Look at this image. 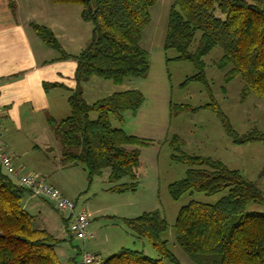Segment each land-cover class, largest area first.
Returning a JSON list of instances; mask_svg holds the SVG:
<instances>
[{
	"label": "trees",
	"instance_id": "1",
	"mask_svg": "<svg viewBox=\"0 0 264 264\" xmlns=\"http://www.w3.org/2000/svg\"><path fill=\"white\" fill-rule=\"evenodd\" d=\"M13 6V0H9ZM53 4L81 6V18L92 25L87 46L76 56L66 54L54 34L46 27L33 25L41 40L60 54L61 60L77 62L76 89L68 103L70 114L61 121H51L62 145L63 165H82L91 182L109 171V191L124 193L138 187L141 149L151 141L128 135L123 128H113V116L121 126L126 113L136 115L144 103L135 89L115 92L88 103L84 87L94 80L116 86L144 77L150 68L149 54L141 47L143 30L151 22V9L157 0H51ZM197 33L201 34L195 50ZM165 51L174 50L176 61L193 63L197 74L185 80L206 86L211 103L206 105L220 119L235 144H264V131L253 129L243 135L232 127L215 98L205 73L203 61L214 48L223 51L215 63L225 72L222 89L240 78L244 101L256 96L264 101V0H175L169 10L164 38ZM45 90L57 87L44 84ZM196 111L178 105L175 115ZM92 114H96L95 119ZM174 162L188 167L185 177L169 186L173 200L189 192L209 196L227 192L216 204L191 202L183 207L174 225L178 246L196 264H264V191L238 170L221 161L194 156L182 150L177 135L168 143ZM129 183H121L123 179ZM32 196L21 188L0 166V264H61L57 249L62 240L44 229L36 228L35 217L24 206ZM256 206L261 211H251ZM137 238L146 240L156 258L142 251L122 249L100 264H179L162 236L169 225L160 211L124 219Z\"/></svg>",
	"mask_w": 264,
	"mask_h": 264
},
{
	"label": "rangeland",
	"instance_id": "2",
	"mask_svg": "<svg viewBox=\"0 0 264 264\" xmlns=\"http://www.w3.org/2000/svg\"><path fill=\"white\" fill-rule=\"evenodd\" d=\"M174 2L175 0H157L151 9V22L143 30L140 43L148 52L150 60L149 71L144 77L127 80L121 86L97 79L86 88V99L89 102L125 89L138 90L144 96V103L136 116L130 112L126 113L123 126L118 124L113 116L111 117L113 128H123L128 134L152 143L142 151L136 191L124 193L109 191L112 185L108 182V170L89 182L82 165L57 169L56 167L61 165L59 151L63 150L57 136L54 142L51 141L53 146L55 145L53 155L49 156L44 150L38 152L40 157L45 155L50 157L49 168L39 167L31 173H40L38 174L40 177L41 174L47 176L50 184L68 193L70 199L77 202L78 209L85 208L92 214L90 228L97 235V240L86 242L85 247L92 253L100 254L101 262L122 248L142 251L147 256L156 258L157 253L153 247L146 240L133 235L124 219L160 211L169 225V230L162 236L168 241L169 250L179 264H196L176 243L174 225L177 216L180 210L191 202L214 205L226 196L227 192L213 196L189 192L178 201L172 199L169 186L183 179L188 169L187 166L171 159L172 151L168 143L175 135L183 141L182 150L185 153L221 161L228 168L238 170L264 191V144L261 142L235 144L216 113L205 108L212 100L206 86L196 82L183 85L187 78L198 72L193 63L176 61L174 60L178 56L176 51L164 50L169 10ZM78 7L82 9L81 6ZM200 37L201 34L197 33L191 51L195 50ZM222 56V49L216 47L203 59L212 96L238 134L243 135L253 129L264 131V101L256 96H250L242 101L240 93L244 83L240 78L228 84L226 91L222 89L225 72L215 66ZM178 105H188L191 109L197 110L175 115ZM68 109L70 114L69 106ZM91 116L93 119L97 117L96 114ZM29 172L28 169L24 170L22 175ZM129 182L130 180L125 178L121 183ZM250 210L261 211L256 206ZM46 211L48 222L41 216L36 217L38 211H29L35 217L36 228L47 229L56 238L65 240L57 249V257L61 264H80L83 243L65 232L64 214L48 204Z\"/></svg>",
	"mask_w": 264,
	"mask_h": 264
},
{
	"label": "crops",
	"instance_id": "3",
	"mask_svg": "<svg viewBox=\"0 0 264 264\" xmlns=\"http://www.w3.org/2000/svg\"><path fill=\"white\" fill-rule=\"evenodd\" d=\"M13 2L11 6L9 0H0V132L5 151L13 156L22 175L27 169L31 174L39 167L49 168V156L55 151L51 141L54 142L56 137L51 121L59 122L68 115V98L77 86V62L73 59L61 60L60 54L41 40L33 25L48 28L63 51L70 56L78 55L87 46L92 36V25L82 20V9L76 5L53 4L51 0ZM45 83L57 87L45 90ZM87 86L84 87L85 99ZM126 90L129 89L123 91ZM43 150L49 156L40 157L38 152ZM59 154L61 162L62 150ZM73 167L76 165L66 166L61 162L56 168ZM41 176L50 184L47 176ZM60 191L70 199L68 193ZM47 204L50 205L33 196H28L24 201L26 210L38 211L36 217L41 216L45 222L49 220ZM64 230L66 232L65 222ZM59 240L65 241L63 238ZM96 240L95 234V239L90 241ZM93 254L99 258L100 254Z\"/></svg>",
	"mask_w": 264,
	"mask_h": 264
},
{
	"label": "built area",
	"instance_id": "4",
	"mask_svg": "<svg viewBox=\"0 0 264 264\" xmlns=\"http://www.w3.org/2000/svg\"><path fill=\"white\" fill-rule=\"evenodd\" d=\"M0 166L21 188L30 191L33 197L47 201L57 211L64 214L66 232L81 241L84 246L80 250L82 258L80 264L101 263L99 258L85 247L86 242L95 239V233L90 230V213L85 208L78 209L76 201L65 197L59 189L48 184L38 174L21 175L13 156L5 151L1 132Z\"/></svg>",
	"mask_w": 264,
	"mask_h": 264
}]
</instances>
